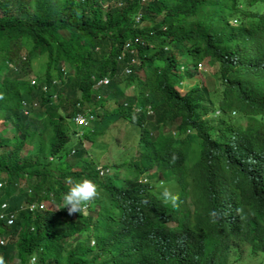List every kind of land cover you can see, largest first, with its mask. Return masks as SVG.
<instances>
[{
    "label": "trees",
    "instance_id": "1",
    "mask_svg": "<svg viewBox=\"0 0 264 264\" xmlns=\"http://www.w3.org/2000/svg\"><path fill=\"white\" fill-rule=\"evenodd\" d=\"M108 1L104 10L98 0H0V253L17 251L22 264L45 241L54 254L41 264L144 262L163 237L169 203L150 188L190 179L184 160L176 161L183 139L173 131L193 128L210 140L205 114L218 105L242 112L264 99V3ZM127 41L139 63L132 55L118 59ZM125 67L131 75L124 85L134 84L129 95L121 85ZM196 74H206L205 83L181 93L177 82ZM103 75L112 78V88L100 91L116 104L111 112L93 88ZM86 109L94 120L78 130L72 118ZM120 119L140 128L134 135H140L141 153L114 168L100 161L113 145L100 143L101 153L93 147ZM217 139L231 144L223 130ZM151 168L156 171L149 175ZM165 171L171 177L161 180ZM81 179L94 181L98 194L70 214L62 197ZM172 194L185 199L184 192ZM43 200H49L45 210L28 209ZM205 203L215 210L216 195ZM10 214L14 224H8Z\"/></svg>",
    "mask_w": 264,
    "mask_h": 264
},
{
    "label": "clouds",
    "instance_id": "2",
    "mask_svg": "<svg viewBox=\"0 0 264 264\" xmlns=\"http://www.w3.org/2000/svg\"><path fill=\"white\" fill-rule=\"evenodd\" d=\"M98 1L104 10L111 5L108 0ZM261 3L264 0H257V4ZM136 20L141 22V14ZM137 53L134 43L127 41L118 59L123 60L127 55H132V63L136 64L139 63ZM198 69L203 68L199 65ZM130 75V67H125L120 77L125 80L121 85L128 82L126 79ZM111 82L109 75L94 79L93 88L98 98H106V93L100 91L112 88ZM107 100L108 103L103 106H107L111 112L116 104L108 98L101 103ZM248 103L245 102L244 106ZM93 115L86 109L84 113L75 114L72 119L79 130L89 127L94 120ZM219 118L222 121L217 124ZM203 119L210 121L212 126L210 140L199 137L193 128L181 133L173 131V136L183 139L178 146L180 156L176 161L184 160L183 166L190 179L183 185L175 181L171 185L165 183L150 188V194H161L164 201L172 206L166 207L165 228L157 250L148 254L144 262L137 261L134 264H264V99L258 101V104L245 107L242 112L239 109L224 111L218 105L213 112L205 114ZM133 127L129 138L119 141L120 144H111L113 146L110 149L107 146L108 153L100 155L102 157L106 154V158L103 160L100 157V161L107 163L109 160L115 168V164L131 161L133 156L140 155V135L134 134L141 131ZM219 130L226 132L231 143L228 148L217 139ZM211 140H218L219 144ZM100 143L108 145L99 141V147ZM113 148L122 149L121 154L112 152ZM175 148L170 146V153L176 154ZM209 160L215 162L213 167H209ZM198 162L201 166L195 168ZM101 167L103 175L105 168L103 164ZM155 171L156 168H151L147 173L150 175ZM170 174L169 171L162 172L160 179L166 180ZM143 181L150 182L148 178H143ZM172 192H184L185 199H177ZM97 194L94 181L78 180L63 194L62 207H66L70 214L79 213ZM211 195H216L217 207L210 212L205 202ZM48 201L31 204L28 209L45 210ZM7 214L3 213L1 217ZM8 217V224H14L13 214ZM18 238L19 235L13 241L16 242ZM46 246L49 251L43 254ZM52 247L49 241L40 243L27 264H41V260L44 263L51 260L54 254ZM0 264H22V261L17 251L8 257L1 252Z\"/></svg>",
    "mask_w": 264,
    "mask_h": 264
},
{
    "label": "rangeland",
    "instance_id": "3",
    "mask_svg": "<svg viewBox=\"0 0 264 264\" xmlns=\"http://www.w3.org/2000/svg\"><path fill=\"white\" fill-rule=\"evenodd\" d=\"M141 77L144 76V72H140L139 74ZM197 76L193 79L191 78H187L183 80H179L177 82V88L181 91V93H185L189 88H191L192 86H194L195 84L198 83H205L206 80V74H196ZM8 80V79H7ZM122 87L124 88V92H126V94H133L134 92V84L131 83L128 86H125L124 84H122ZM43 122V121H42ZM42 125V124H41ZM134 127L126 120L124 119H120L118 121H113L110 123V132L111 135H109V132L105 131L104 134L102 135H98L97 136V142L102 141L106 144H115L122 142L124 140V138H129V135L131 133V129H133ZM140 129V128H138ZM112 138H115L114 141H112ZM106 139V141H105ZM88 141L86 142V145H88ZM120 144V143H119ZM96 146L93 147V151H95V153H101V148L99 147L98 144H95ZM122 149L120 148H113L112 152H116L118 154H121ZM129 152V151H128ZM110 154V153H109ZM103 160H105L106 158V154L102 156ZM86 211V208H85Z\"/></svg>",
    "mask_w": 264,
    "mask_h": 264
}]
</instances>
